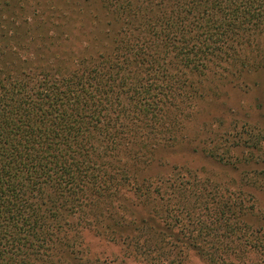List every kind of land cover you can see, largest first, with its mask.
<instances>
[{"label": "rangeland", "instance_id": "374dc122", "mask_svg": "<svg viewBox=\"0 0 264 264\" xmlns=\"http://www.w3.org/2000/svg\"><path fill=\"white\" fill-rule=\"evenodd\" d=\"M114 1L0 0V71L64 74L82 60L111 57L124 20ZM258 40L242 52L246 66L180 74L182 96L171 95L175 106L143 152L145 134L133 135L130 123L113 144L114 159L97 161L106 176L100 196L54 221L49 264H243L240 257L264 264V251L244 247L264 237V37ZM216 218H231L247 234L225 237L227 225Z\"/></svg>", "mask_w": 264, "mask_h": 264}, {"label": "trees", "instance_id": "16d2710c", "mask_svg": "<svg viewBox=\"0 0 264 264\" xmlns=\"http://www.w3.org/2000/svg\"><path fill=\"white\" fill-rule=\"evenodd\" d=\"M114 3L124 20L111 57L82 60L64 74L41 69L36 77H14L8 68L0 71V264H49L54 221L63 209L100 196L106 176L97 161L114 159L113 144L131 131L130 123L133 135L139 129L145 134L139 139L143 152L158 136L152 129L175 106L171 95L182 96L180 74L208 65L246 66L242 52L264 37V0ZM103 142L112 151L100 152ZM227 211L236 218L233 206ZM214 221L227 225L225 237L247 234L231 218ZM262 239L247 242L245 254L264 251ZM209 262L225 264L220 258Z\"/></svg>", "mask_w": 264, "mask_h": 264}]
</instances>
